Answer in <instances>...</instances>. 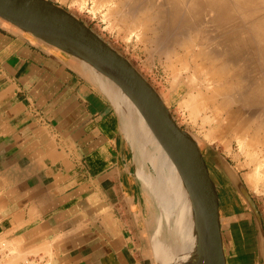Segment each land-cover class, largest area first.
<instances>
[{
	"label": "crops",
	"instance_id": "crops-1",
	"mask_svg": "<svg viewBox=\"0 0 264 264\" xmlns=\"http://www.w3.org/2000/svg\"><path fill=\"white\" fill-rule=\"evenodd\" d=\"M73 64L0 18V239L44 264H156L119 116ZM234 198L227 264H264Z\"/></svg>",
	"mask_w": 264,
	"mask_h": 264
},
{
	"label": "bare ground",
	"instance_id": "bare-ground-1",
	"mask_svg": "<svg viewBox=\"0 0 264 264\" xmlns=\"http://www.w3.org/2000/svg\"><path fill=\"white\" fill-rule=\"evenodd\" d=\"M164 1L171 3L172 9L170 13L168 12L171 15L170 17L168 15V17L169 19L173 18V21L171 20V23H168L170 20L164 22L167 20V14L164 15L165 11L163 12V10L161 12L164 14H159L158 19L161 23L164 22L161 27L167 35L171 34L172 25L173 27H177L176 30H180L186 26L198 27V25H202L204 14L208 13L210 16L206 19L208 22L205 42L204 44L200 43L203 46L201 45V49L194 56V59L201 57L203 60V63L197 62L195 72L197 75L207 72L205 81L209 82V92L206 93L201 90V92L195 93L192 97L184 99V102L190 106L195 116L200 115L201 112H206L203 117V123L215 122L216 126H218L216 129L210 127L204 132L206 139L212 143L214 139L219 137V139L229 145L228 142L230 143V139L234 136L233 134V136L230 135V133H232L231 130L235 127V120H237L238 115L224 107L226 103L231 102V97H227L229 94H234L233 102L238 105L245 119H250L251 123L256 124L259 133L264 124V69L260 70L262 66L258 64L264 63V0ZM93 2V9L108 5L106 13L109 15H114L116 11H119V0H95ZM129 11L130 13H146L145 8H136L133 5H131ZM179 18L181 19L179 20L180 23L175 24V19L178 20ZM138 19L141 23L140 17ZM138 21L135 28L141 27ZM132 25L131 29H134L135 22ZM142 25L144 27L148 26ZM145 28L142 29L146 30ZM133 29L132 31H134ZM204 63H212V65L213 63H222V65L220 64L216 67L213 65L209 68L208 65H206L207 67L204 66ZM208 68L209 70H207ZM256 72H259V76L258 73L255 74ZM192 74H194L193 71ZM106 79L107 88L118 102L124 121L138 139L140 151H143L144 146L148 147L149 151L146 150L145 155L155 168L154 175L145 173L141 167L138 173L146 182L145 186L149 192L148 195L151 202L159 203L157 206L155 205L156 211L158 212V209L164 211L156 219L157 224L160 226L156 232L158 238L156 248L160 255L161 263L183 264L189 260V264H202V261L201 263H197L194 260L195 236L193 235L192 205L179 167L146 123L130 97L119 85L108 78ZM221 96H226L227 98L221 100ZM209 108L212 111L211 114L207 113V109ZM224 110L225 115H223ZM257 130L255 131L257 132ZM244 134H240L239 144L246 143L249 146L255 147L257 142L260 141V136L258 137L260 133L248 139ZM163 217H166V222L164 223L162 221ZM162 232L170 236L168 237V242H162Z\"/></svg>",
	"mask_w": 264,
	"mask_h": 264
},
{
	"label": "water",
	"instance_id": "water-1",
	"mask_svg": "<svg viewBox=\"0 0 264 264\" xmlns=\"http://www.w3.org/2000/svg\"><path fill=\"white\" fill-rule=\"evenodd\" d=\"M0 18L69 59L113 104L131 147L134 176L156 264H162L156 248V232L160 226L154 218V222L150 220L146 182L138 173L141 167L145 173L154 175L155 168L145 155L148 147L144 146L140 151L138 139L124 121L118 102L107 88L106 78L119 85L130 97L181 171L192 205L194 260L197 263L202 261V264H227L222 197L212 166L198 139L178 123L159 91L131 59L74 12L54 0H0ZM225 173L253 216L264 258V215L235 169L226 165ZM166 237L162 232L163 243L168 242ZM183 264H189V260Z\"/></svg>",
	"mask_w": 264,
	"mask_h": 264
},
{
	"label": "rangeland",
	"instance_id": "rangeland-1",
	"mask_svg": "<svg viewBox=\"0 0 264 264\" xmlns=\"http://www.w3.org/2000/svg\"><path fill=\"white\" fill-rule=\"evenodd\" d=\"M54 1L74 12L77 16L94 28L105 40L114 45L123 54L130 58L131 61L159 91L178 123L198 139L220 185L224 209L223 212L231 207L233 202H236L234 197H238L239 203L247 207L246 202L243 201L240 196H238L239 194L236 193V189L233 187L225 173V166L228 165L234 168L244 180L264 215V124L262 125L261 130H259L260 135H258V137L260 136V141L257 142L255 147L251 145L249 146L246 143L239 144L240 134H244L245 132L244 135L248 139L249 137H253L254 135L256 136L259 133L256 124L251 123L250 119H245L241 113V110H239L238 105L233 102L234 94H229L227 97H231V102L226 103L224 107L230 109L233 113L238 115L237 120H235V127H233L234 131L231 130L232 133H230V135L233 134L234 136H231L232 138L230 139V143L228 142L229 145L219 139V137L210 143L206 139L204 132L210 127L216 129L218 126H216L215 122H206V124L203 123V117L205 116L206 112H201L200 115L195 116V114L192 113L190 106L186 105L184 102L186 97H192L195 95V93L197 94L201 92V90L206 93L209 92V82L205 81L207 72L201 73L199 75H197L195 72V67L197 68L199 61L200 63H203V60L201 57L194 59L197 51L201 49L205 42V38L207 36L206 27L208 22L206 19L210 17L209 14L206 13L203 15L205 19L203 18L201 26H184L185 28L176 30L177 27H173L172 25L171 34L167 35L165 34V31L161 25L168 20H170L168 23H171L173 18L169 19L171 15H169V13L172 9L171 3L165 2L164 0H119V11H116L114 15H109L106 13V11H108V5L93 9V1L95 0ZM162 2L163 4H161ZM131 5L136 6V8H145L146 13H130L129 9ZM162 10L163 12L165 11V14L161 12ZM159 14H167V20L161 23V21L158 19ZM139 17L140 20H142L141 23L138 21ZM134 20H137L141 24V27L135 28V26H137V21ZM175 20V24H179V20L181 19L179 18L178 20ZM131 22H135L134 29L132 28L134 31L131 29V27H133ZM142 24L148 26H145V28ZM142 28H145L146 30ZM204 64V66L208 65L209 68H211L213 65L215 67L217 65L219 66L220 64L222 65V63H213V65L212 63ZM258 64L262 66V68L260 67V70L264 69V63ZM209 68L207 70H209ZM192 71L194 74H192ZM257 73L259 76V72H256L255 74ZM221 97V100L223 98H227L226 96ZM211 112L212 111L210 108L207 109L208 114H211ZM224 112L225 110L223 111V115H225ZM239 119L240 121H238ZM255 130H257V132ZM239 132L241 133L238 134ZM224 143L228 147H226ZM145 164L151 168L148 162H145ZM148 194L149 192L147 191L146 206L148 208L150 220H153L154 222V219L156 221L158 216L164 211H162V209H158V212L156 211L155 205L157 206L159 203H152ZM247 209L249 208L247 207ZM162 221L163 223L166 222V217H163ZM165 236L169 237V235Z\"/></svg>",
	"mask_w": 264,
	"mask_h": 264
},
{
	"label": "built area",
	"instance_id": "built-area-1",
	"mask_svg": "<svg viewBox=\"0 0 264 264\" xmlns=\"http://www.w3.org/2000/svg\"><path fill=\"white\" fill-rule=\"evenodd\" d=\"M42 255H27L19 258L15 248L4 239H0V264H44Z\"/></svg>",
	"mask_w": 264,
	"mask_h": 264
}]
</instances>
